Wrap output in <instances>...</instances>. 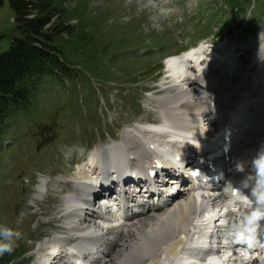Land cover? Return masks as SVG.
Listing matches in <instances>:
<instances>
[{"label":"rangeland","instance_id":"obj_1","mask_svg":"<svg viewBox=\"0 0 264 264\" xmlns=\"http://www.w3.org/2000/svg\"><path fill=\"white\" fill-rule=\"evenodd\" d=\"M55 2L65 9V24L76 26L75 35H87L80 34L74 47L62 44L73 61L69 77L44 80L0 136V241L10 251L11 264H39L46 237L64 231L63 194L72 189L79 158L121 139L123 129L157 121L160 110L153 99L168 92L163 84L169 80L162 76L166 56L204 39L231 40L247 51L246 76L264 92V53L254 51L264 40L259 36L264 35V0ZM13 16L5 0L0 52L15 35ZM67 39L73 38L65 34ZM77 50L83 53L72 56ZM254 59L258 62L250 65ZM258 144L263 150L247 147L241 159L251 160L256 152L255 158L264 161V135ZM42 179L51 186L37 199ZM179 226L168 237L175 245L184 244Z\"/></svg>","mask_w":264,"mask_h":264},{"label":"bare ground","instance_id":"obj_2","mask_svg":"<svg viewBox=\"0 0 264 264\" xmlns=\"http://www.w3.org/2000/svg\"><path fill=\"white\" fill-rule=\"evenodd\" d=\"M230 41L223 45L224 54L222 59L228 55L230 48L235 47V43ZM263 42L264 40H261L257 45L260 46ZM208 51L210 52L209 48ZM190 57L193 58L194 61H198L200 58L199 54L191 55ZM189 60L187 54L178 55L169 60L168 67L174 71V75L164 84L168 85V92L156 95L153 100L158 103L156 106L160 110L158 113L165 111L166 119L170 124L165 123L160 127L152 126V129L158 130L159 134L157 135L164 137L162 138L163 140L168 137L170 140L166 139L169 140V142L187 137L189 133H196L193 138L197 142L201 141L203 145L207 146L209 143L206 137L203 135L198 136L200 135L198 131H204L205 129L204 121L201 123L203 125L202 128H199L200 130L198 131L194 130V127L192 129H186L178 126L181 121L169 113L171 111L177 115L182 113V115L190 119L193 116L192 114H197L195 112L198 111V114L201 116L204 110L199 108V106H201L200 104L212 100L209 96V92L204 89V87L209 85L210 80L214 81L217 79L220 84V92L226 95L235 88V85H239V79L243 76L238 68L235 67V60L233 57H228L230 67H226L225 69L221 68L218 72L212 71V68L215 67L214 64H206V73L201 78L196 77L197 74L195 71L187 69L184 61ZM246 104L250 107L251 105L258 107L256 111H261L262 116L259 123H253L247 127V134L245 136L246 144H251L258 141L261 130L259 132L256 131L260 128L261 124H264V98L262 102L259 103H253L248 98ZM151 105L155 106L153 103ZM232 111L237 114L240 113V111H237V108H233ZM256 111L251 108L246 112L244 117L249 118L252 114H255ZM157 116L159 119V115ZM194 118L198 121L201 120L199 117L194 116ZM209 120V118L205 119V121L210 123ZM141 132L144 134V141H149L150 137H147L150 135L149 132L143 130ZM126 137L129 136L124 135L121 141L101 148L98 151L99 155L103 158L100 162L103 160L102 162L104 165H109L114 161V156L125 152H127L128 157L132 159L131 155L136 154L134 151L135 148L130 147L126 151L125 147H123V141ZM130 138L133 139L132 137ZM134 143L135 147H139L137 145H140L138 141L136 143L134 140ZM132 149L134 152H132ZM259 150L263 149L259 148ZM145 151L146 149H142L140 155L143 156L142 154ZM254 153L251 160H241L240 162L239 158L241 151L235 150L223 157L225 158L229 155L231 157L229 162H224L223 160H226V158L222 160L219 157L216 162L210 163L212 166L228 172L229 185L227 187L232 186V188L230 193H226L225 200L220 196L209 200L196 201L194 194L190 192L187 197L185 196L186 200L184 202L178 199L160 208L155 213H144L135 218H130L124 226H119L120 224L117 222V218L113 216L119 215L121 211L112 210H106L104 214L103 212H98L99 215L96 214L95 219H93L94 224L89 222L82 224V222H80L81 212L77 209L78 201L84 198L87 193L85 190L86 183L81 180L82 176L79 178L76 177L74 180H71V182L76 183V189L73 190L72 195L68 196L67 205L63 209L65 212L63 216L64 224L69 229V232L68 234L52 233L49 237H46L43 243L46 252L41 254L39 264H79L80 261L85 262L82 257L84 252L79 256L65 253L63 256L64 258L50 261L49 258L52 255L48 253V249L58 250L62 248L73 250L80 248L90 253L94 251L101 252L100 256L105 255L103 261L95 262V256L91 254L89 258L86 259L85 264H206L203 259H192L189 258L188 252H186V254L183 253L185 244L180 247L175 255L173 253L171 256H166L168 250H170L169 247L172 246L173 243L169 241L170 232H172L170 229H173V226L177 227L183 224L182 226H185L186 229L182 232L185 233L184 235L188 239L187 249H189L190 252L201 250V248L205 246L204 242L208 241L207 237L202 233L209 229L208 226L201 225L203 220L201 214L208 209L212 212L215 206H224L226 203H231L241 198L243 194L249 193L253 195L249 204L245 207L241 204L238 207L236 203L231 207L233 213L231 212L232 214H229V217L235 221L237 220L233 223L231 228H243L245 232H243L242 235L247 233L254 238L261 239V242L264 244V161L257 160L255 158L257 156L256 152ZM97 162H99V159H97ZM227 187L225 189H227ZM235 189H238V196H234L232 193ZM51 200L52 199H50V201ZM169 210L171 211L168 212ZM107 215L109 217H107ZM187 231L191 239L188 238ZM233 231L234 230L231 229V234H234V237H240L238 232ZM60 236L62 238H60ZM61 240H64V242ZM241 241L244 242V240ZM109 242L110 244H108ZM53 243H58V247L54 246ZM181 253L183 254L180 255Z\"/></svg>","mask_w":264,"mask_h":264},{"label":"trees","instance_id":"obj_3","mask_svg":"<svg viewBox=\"0 0 264 264\" xmlns=\"http://www.w3.org/2000/svg\"><path fill=\"white\" fill-rule=\"evenodd\" d=\"M4 1L0 0V7ZM55 1L8 0L14 11L15 35L0 52V136L15 114L29 106L44 80L69 77L74 68L62 44L66 41L69 48L74 47L80 34L85 38L87 33L75 35L76 26L65 24V9ZM65 34L73 39L63 40ZM77 52L72 56L83 53ZM11 262L10 251L0 241V264Z\"/></svg>","mask_w":264,"mask_h":264}]
</instances>
